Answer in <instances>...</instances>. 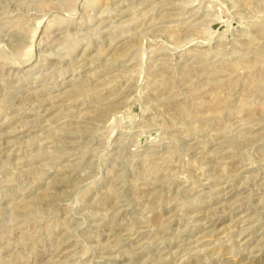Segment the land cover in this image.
<instances>
[{
  "label": "rangeland",
  "instance_id": "1",
  "mask_svg": "<svg viewBox=\"0 0 264 264\" xmlns=\"http://www.w3.org/2000/svg\"><path fill=\"white\" fill-rule=\"evenodd\" d=\"M0 264H264V0H0Z\"/></svg>",
  "mask_w": 264,
  "mask_h": 264
}]
</instances>
